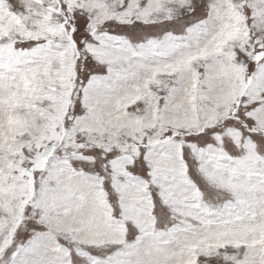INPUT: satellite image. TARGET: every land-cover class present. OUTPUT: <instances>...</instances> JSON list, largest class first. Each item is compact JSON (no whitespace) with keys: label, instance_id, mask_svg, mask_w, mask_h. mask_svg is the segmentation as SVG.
Instances as JSON below:
<instances>
[{"label":"snow or ice","instance_id":"snow-or-ice-1","mask_svg":"<svg viewBox=\"0 0 264 264\" xmlns=\"http://www.w3.org/2000/svg\"><path fill=\"white\" fill-rule=\"evenodd\" d=\"M0 264H264V0H0Z\"/></svg>","mask_w":264,"mask_h":264}]
</instances>
